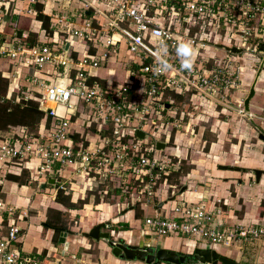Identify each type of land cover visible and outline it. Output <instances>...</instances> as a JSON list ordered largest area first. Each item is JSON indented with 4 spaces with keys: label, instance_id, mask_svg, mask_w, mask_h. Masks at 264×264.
Returning a JSON list of instances; mask_svg holds the SVG:
<instances>
[{
    "label": "built area",
    "instance_id": "obj_1",
    "mask_svg": "<svg viewBox=\"0 0 264 264\" xmlns=\"http://www.w3.org/2000/svg\"><path fill=\"white\" fill-rule=\"evenodd\" d=\"M64 1L58 10H66L65 14L47 13L46 0H29L32 6L43 3L42 12L35 7L26 11L33 18L40 14L50 18L51 29L61 34L56 44H32L28 33L18 31L9 40L0 34V59L12 65L14 80L28 82L25 90L18 88L22 92L16 102L35 100L44 113L42 130L22 127L15 138L7 134L0 140V167L33 162L36 175L46 180L36 181L39 187L55 180L54 197L68 192L76 179L91 183L103 179L122 186L131 181L136 191L132 203L145 210L181 169V159L164 154L158 144L169 143L173 129L180 128L186 116L193 119L201 110L199 118L204 107L225 112L233 107L241 117H254L246 110V100L233 101L231 95L241 89L243 74L255 64L264 68V0ZM71 7L73 12H68ZM80 42L82 54L75 49ZM182 44L194 52L190 69L182 66ZM123 50L133 55L127 60L131 64L121 68L124 76L112 66ZM247 61L248 67L241 64ZM47 64L61 73L53 79L35 74ZM101 69L108 70L110 79L98 75ZM118 75L122 83H115ZM167 92L189 95L193 114L178 113L171 98L165 103ZM90 129L94 139L87 132ZM141 132L144 138L138 136ZM162 136L165 142L160 141ZM172 187H166L167 198ZM201 189L195 191L194 203L181 198L185 191L179 204L146 216L142 237L201 240V248L212 250L242 248L245 242L264 238V226L228 228L221 219L224 202L217 199L210 210V191ZM171 195L178 198L174 192ZM0 216L10 221L5 232L0 226V264H30L23 255V228L17 222L28 218L27 209L0 199Z\"/></svg>",
    "mask_w": 264,
    "mask_h": 264
},
{
    "label": "crops",
    "instance_id": "obj_2",
    "mask_svg": "<svg viewBox=\"0 0 264 264\" xmlns=\"http://www.w3.org/2000/svg\"><path fill=\"white\" fill-rule=\"evenodd\" d=\"M15 1H16V3H15ZM46 1H48L47 2V5H48L47 13L58 12V8L60 5L59 3H57L53 0H46ZM29 4H30L29 0H26V1L21 0V2L19 0H0V6H1L0 8L4 11L3 15L2 14L0 15V34H1V37L3 39L9 40V39H11V36L13 35L14 31H18L19 33H28L31 36L30 41L32 40L34 42H36V41L38 42V40H39L40 44H41V42L42 43L48 42V43L56 44L57 43L56 41L60 40L61 34L57 31L53 32L54 30L51 29V21H50L48 28H46V26L43 24L44 21L42 19H40L39 17L33 18V17L28 16L26 14V11L28 10V8L35 7V9L38 10L37 5L32 6L31 4L30 5ZM38 5H44V4L42 3V4H38ZM43 9H44V6H43ZM68 11L73 12L72 7ZM24 22H26V24H28V29L21 26L24 24ZM44 30H46V32ZM81 51H84V45L82 46ZM127 60H128V55H127L126 51L123 50L121 53V57L118 60L119 62H116L112 65L116 69V73H118V74L123 73L121 71V68L127 63ZM9 65H10V63L6 59H0V70L3 71L2 73L4 74L2 76L9 80L7 95H6V98H4V100L5 99L14 100L12 102L14 104H16L18 102H16V98L14 99V95H15L14 92L16 90H18L19 87H21V88H23V90H25L26 88H24V86H27L28 82L24 79L17 80V81H19V87L17 89L13 88L14 86H12V82H11V80L13 79V77H12L13 72H11V71L13 69H12V67L9 69ZM60 73H61V69L59 70L56 67H54V65L47 64V65H45V67L42 70L37 71L35 74L38 75L39 77H41L42 79H53L54 77L58 76ZM97 73L101 78L110 79V77H111V75H109L107 69L98 70ZM119 76L121 77V75H118L117 78L115 79V82L116 81L121 82L122 79H118ZM244 81H245V79H244ZM254 98L255 99H252L250 102V110L253 109L254 104H257L256 102L264 104L262 101H257L258 100V99H256L257 93L255 94ZM258 118L264 120V118H262V117H258ZM49 122H50V120H48L47 126L50 124ZM251 124L254 126V128L256 130L259 131V135H255L254 133H250L251 134L250 136H252V138H256L257 142L253 143L254 157L247 161V166H245V167L235 166L232 162L225 163L224 165L219 162V163H215L213 166L214 169H216L217 176L220 178H224L220 181L217 180L218 181L217 187H219V189L226 195L227 199L223 198V197H216L215 196L217 194H215L213 191V189H214V181H213V184L211 185L210 192H209L210 193L209 196L212 197L213 200L211 201V199L209 198V200L207 201V204H208V208L210 209V204H212V205L214 204L213 205V207H214L215 201L217 199H221L224 202V204H222L223 213L221 214V219L224 221L225 225L228 228H234L237 225L251 226V227L264 226V215L262 218H257L258 209L264 201V199H261V198H264V192L263 191L261 192V188L264 186V175L262 176L260 183H257V181L255 179V185H257L258 187H253L252 185H248L247 182H243L240 177L238 179L236 178L237 181H234L233 179H235V178L227 176V173H226L227 171H232V172L239 173L240 175L242 173L246 174V172H244L243 169H248V170L252 169V172H253V170H263L264 171V141L260 139L261 131L258 128L260 126L255 124V121H251ZM42 125H44V119L40 123L37 131L42 130V128H41ZM10 127H12V128L10 129L9 132L7 131L8 133L7 132H0V140L5 138V136L7 134H8V137H10L12 139L15 138V134L20 132V130L23 126H17V127L10 126ZM87 132H89L91 134V138H93V139L95 138L94 132L91 129L87 130ZM167 144L168 143H166V145ZM236 146H237V148H236ZM236 146H235V148H236L235 152L239 153V147H238V145H236ZM168 149H169V147L167 145L166 149L163 150L164 154H170V153H166L168 151ZM174 156L177 158L176 154ZM25 164L26 163H22L21 165H16V166L11 165L10 167L9 166H7L5 168L3 167L4 169L0 167V196L4 197L7 200V203L9 205L13 206L12 202L14 201V203L21 204L22 206H24L23 208H25L27 210L29 208L30 213H31L34 210L33 209L34 207L33 206L31 207V202H32V200H35L34 198H36V195L38 194V192H40V191L49 192L50 191L49 189H51L52 194H53V190H54L55 186L54 185H41L39 187L37 182L33 181L31 179L33 170H35L34 163L33 162L28 163L27 167H25ZM235 164H237V163H235ZM251 164H253L254 167H250ZM201 166H203V165L198 164L199 169H201ZM220 166H231V167H235V168H240V169H242V171H237V170H233V169H227V170L221 169ZM211 168H212V165H211ZM23 173L27 174V176L29 173V180H26L25 183H22L21 181H15V180L13 181V180L7 179L8 175L20 177L23 175ZM188 176L192 178L194 176V174L193 173L188 174ZM44 186H45V188H43ZM81 186L83 188H81ZM29 187H32L33 192L30 191ZM256 188L258 190L257 191L258 193L256 194V196H252L251 191L253 189H256ZM203 189H205V188H203ZM232 189H234V191H235L234 193H232ZM92 190H94V189H93L91 181L86 182L82 179H76L75 182H73V184L69 185L68 192L66 191V192H62V193L65 195H70L71 196V202L73 204L77 205L81 200H84L85 198L89 197ZM187 190L188 191L186 192V196L182 197L181 194L179 196H181V198L185 199V201H187V202H191V203L196 202L197 201L196 195H194L193 193H190V188ZM243 191H244V193H243ZM57 196H58V194H57ZM57 196L56 197L50 196V197L52 199H54V201H55ZM159 196L160 195L158 193V197H156V199L159 198ZM162 196H163V194H162ZM179 196H178V198H175L173 200L176 202L174 204L172 203L170 208L174 207L175 205H177L181 202V199L179 198ZM46 198H47V196L44 195L43 199L46 200ZM244 198H247V199L245 201L243 200L244 211L241 213L238 211L241 210V208H242L240 205H241L242 199H244ZM166 199H168V198H166ZM160 200H161V201H159L160 203L165 201V199H163V197H161ZM90 201H89V203H91V204H85L86 206L84 209L77 208V207L74 209H69L66 206H64L63 204L58 203L56 201L55 203L58 207H51L50 211H51L52 215H55L56 212H62L63 210H61L60 208L63 207L64 209L70 211L71 213L77 214L76 216H78V214H79V216H81L80 220H84V219L87 220L88 219V222H92L94 220V221H96V223L98 220L99 224L104 225V228L106 231H108V232L111 231L114 233L113 234L114 237L118 236L119 239L123 238L122 240L131 239V240H129V242L132 241L133 238H135V236L133 235V231L129 230V227L133 228L132 224L131 225L126 224L124 222H127V221L122 219V218H125L127 215H131V213H134V209L132 211L129 210V212L126 215H123L121 212V209L117 213H115L114 208H113L114 206H112L108 203L102 202L99 204H95L92 201V198ZM257 203H258V205H256ZM41 205H45V201H42ZM158 205H156L154 207V209L149 207V208L143 210V212L145 214L144 218L146 216H154L156 214H159L160 212L163 213L164 210H162V209L157 210L158 212L156 211V207ZM123 206H125V203L123 204ZM133 207L135 208V206H133ZM54 210H56V211H54ZM166 210L167 209H165V211ZM251 210H253V211L251 212ZM48 211H49V209H48ZM30 213H29V216H30ZM247 215H249V217L246 219ZM29 216L27 219H29ZM56 216H54V217H56ZM3 218H5V216H3ZM31 220H32V218H31ZM255 220H257V222H255ZM141 222L144 224V220H142ZM138 223H140L139 220H138ZM26 225H27V228H25L26 230H25V232H23L22 239H21V241H22L21 245L23 247V255L29 259L31 256H33V257L37 256V258L40 260V264H47L48 262H50L49 264H60L61 263V261H62L61 258H57L59 260H55V261H51V259L47 260L48 258H50L49 257L50 252H48L49 251L48 249H50V247H52L54 249V253H58V254L61 253L62 255H67L69 253L68 254L69 259L74 261L73 264H144V263L139 262V261H127V260H122L120 258L115 257L112 254V251L107 247L106 243H104L103 241H94L95 245H92L90 239H87L85 237L79 238L78 236H71L70 234L67 237V241L69 242V249L66 251L65 254H63L65 251V245L61 244L59 242V239L61 237L60 235H61L62 231L59 233V236H58L57 242H56V240H54V236H55L54 230L49 229L46 226L45 222H42L41 226H39V228H37L35 230H32V227H33L32 225H30L29 229H28V223H26ZM106 225L110 226L109 230L106 229ZM126 225L128 226V228H127V230H124L123 227H125ZM44 227L48 228L47 233H45L43 231ZM135 229L137 231L138 230L141 231V229H144V226L139 227V228L136 227ZM71 237H73V238H71ZM143 238L144 237H142V235L140 233L139 239L141 240ZM171 238H173V240H172L173 245L170 246V249L175 250V251H179L183 247V243H187V244L192 245V247L194 249H196V247H198L197 245L199 244V242H198V244L192 243L194 241L188 242L186 239L179 237V236L163 237V238L158 239L156 241H155V237L151 238L150 236H148L149 241L153 242V244H154V242H156L158 249L159 248L167 249V245L169 244L168 239H171ZM174 241H177V246L174 245ZM27 243H28V247L26 246ZM195 243H197V242H195ZM129 244H132V242H130ZM147 245L151 246L150 243H148ZM242 245H244V246H242V248L239 246V248L241 250L239 253L240 255L243 252L244 253L246 252L245 255H247V254L252 255V257H250V258L256 257L257 260L264 258V238H262L258 241L245 242ZM245 246L249 247V248H246V249H248L247 251H246V249H244ZM81 247H83V248L81 249V252L79 255V250ZM96 248H99L98 254L95 253ZM94 249H95V252L94 253L91 252V250H94ZM221 249H223V248H219L216 250L221 251ZM187 252H189V251L187 250ZM242 258H243V256H242ZM63 262L65 263V260Z\"/></svg>",
    "mask_w": 264,
    "mask_h": 264
},
{
    "label": "rangeland",
    "instance_id": "obj_3",
    "mask_svg": "<svg viewBox=\"0 0 264 264\" xmlns=\"http://www.w3.org/2000/svg\"><path fill=\"white\" fill-rule=\"evenodd\" d=\"M21 2V0H19ZM26 1V0H25ZM59 4H64L65 1L64 0H53ZM16 3V1H15ZM14 3V4H15ZM30 5V4H29ZM27 10V9H26ZM68 11V10H67ZM66 10L64 9H59L58 13L59 14H65ZM69 12V11H68ZM22 27L28 29V24H26V22H24L23 25H21ZM53 32H56V30H54ZM84 44L82 42H80L79 44H77L75 46V49L82 54L84 51H81V48ZM222 46V45H221ZM221 55H223L224 51H220L219 52ZM133 55L129 53L128 56V60L131 61L132 60ZM8 61V60H7ZM127 63V65H124L122 67V70H125V68L128 66V64L131 63ZM9 62V61H8ZM250 62V59H249ZM248 61L243 63L241 62V64H244L245 67L249 66ZM260 65L263 66L262 63L260 64H255L254 65V71L252 70L251 72L247 71L245 74H243V79H245L244 82H242L241 85V89L237 92H234L233 95H231V99H233V101L235 100V98L241 99V101H245L247 99V97L249 96L252 87L254 86L257 77H258V82L255 84V89H256V93H257V101H262L264 103V68L261 67ZM12 67V65H10V68ZM121 75L124 76V73H122ZM12 86H14L13 88H18L19 87V81L12 79ZM117 83V81L115 82ZM122 83V82H121ZM245 83V84H244ZM22 91L20 90L19 95ZM234 96V97H233ZM13 99V98H12ZM15 99V98H14ZM255 99V98H253ZM170 101V97H169V92L166 93L165 95V99L164 102L168 103ZM257 104H254L253 109L250 110L249 112H251L254 117L253 118H246V117H241L239 115V113L233 109L228 110V112L222 111L221 108H217L219 110V113L217 112L218 110L214 108L211 109L209 107H204V113H202V115L197 118V116H199L201 114V110L197 111L195 113V117L192 119L190 117V119H187V116L185 118V121H183L181 123V127L177 128L179 130H177L176 128L173 129L172 135H173V140H172V136L171 139L169 141V143L167 144L169 149L166 153H170L167 155H177V157H179L181 159V166L184 163L185 166H187L189 168V173L184 174L181 173V175L177 178L178 182L175 183L177 186L172 185V188H168L169 192L167 193L168 199H166V187L170 186V184L166 187L162 186V193H160L159 198L155 199L154 202L151 204V208L154 209V207L156 205H158L161 201L160 198L163 197V199H165V201L169 200L172 198V193H176L178 196L180 195V193L188 191L187 189L190 188V193H193L195 195L196 192H200L203 191L201 189V186H203V188H206L210 191V187L213 184L214 181V193L217 194L215 195L216 197H223L226 198V195L219 189V187H217L218 185V181L224 179V178H220L217 176V172L216 169H214V164L215 163H222L223 165L225 163H230L232 162L235 166H241V167H245L247 166V161L249 159H252L254 157L253 154V143L257 142L256 138H252V136H250V133H254L255 135H259V131L256 130L254 128V126L251 124V121H255V124H257L258 128H262V130L264 131V120L259 119L258 117H262L264 118V104L256 102ZM177 106V112L179 113L180 111H184L185 113L191 112L190 115H192V111L190 110V106L188 104L185 105H176ZM235 108V107H234ZM217 110V111H216ZM179 116V115H178ZM205 116V117H204ZM190 124V125H189ZM171 128V126H170ZM258 131V132H257ZM178 132V133H177ZM166 138L165 137H161L160 141L161 142H165ZM238 145L239 147V153H236V148L235 146ZM175 153V154H174ZM240 154V155H239ZM244 156V157H243ZM173 159H177L175 158V156H171ZM239 158V159H238ZM238 160V161H237ZM237 161V162H236ZM237 163V164H235ZM199 165H203L201 166V169H199L198 167ZM212 165V168H211ZM250 165V164H249ZM28 166V163L25 164V167ZM250 167H254L253 164H251ZM251 169V168H250ZM193 171V172H192ZM194 174V178L189 177L188 174ZM227 176L233 177L235 179H233L234 181H237L236 178L238 179L239 177L242 179L243 182H247L248 185H252L253 187H258L257 185H255V173L252 172L251 170H248L246 172V174H239L236 172H232V171H227ZM66 178L69 177V173H65L64 174ZM240 175V176H239ZM31 179L33 181H39L40 183H45V179H41L36 175V171L33 170L32 173V177ZM192 179V180H191ZM218 180V181H217ZM170 183V182H169ZM163 185V184H162ZM207 185V186H206ZM206 186V187H205ZM239 186V185H238ZM177 187V188H176ZM186 188L185 191H182L183 188ZM192 187V188H191ZM81 188H83L81 186ZM30 191H32V187H29ZM49 192H38V194L36 195V198H34L35 200H32L31 202V207L33 206L34 210L30 213V209L28 208V216L29 219H19L18 220V224L23 228V232H25V228H27L26 223H28V229L30 227V225H32V230H35L37 228H39V226H41L42 222H47L48 220H50L49 218H54L55 215H52L50 208L51 207H58L56 205V200L54 201V199H52L51 197L53 196L52 194V190L49 189ZM196 191V192H195ZM257 188L253 189L251 191V195L252 196H256L257 192ZM264 192V186L261 188V192ZM234 189H232V193H234ZM47 196L46 200L43 199V196ZM51 196V197H50ZM118 198V197H117ZM0 199H2L3 201H5L6 199L4 197L0 196ZM211 201L213 200L212 197H210ZM264 199V198H261ZM45 201V205H41V202ZM7 202V200H6ZM91 202V201H90ZM94 202V201H93ZM176 201H171L168 202L167 204H165L162 207V210H169L172 203L174 204ZM96 203V202H94ZM113 205H114V211L115 213H117L120 209L123 215H126L133 206H135L134 210L137 209L134 213H131V215H127L124 219L127 222H124L126 224H129L133 226V228L129 227V230L133 231V235L135 236V238L132 239V244L130 245H134V246H140V247H146L149 246L147 245L148 243L151 244V246L153 247H158L156 245V242H151L149 241L148 237H144L143 239H139V235H140V230H136V227H143L144 224L141 222L142 220H144V216L141 217L140 219H138L135 215L136 212H139V208L136 207L138 204L133 205V204H125V206H123L124 200H118L115 199L113 201ZM13 206H15L17 209H24L21 204L19 203H14V201L12 202ZM80 204V202H79ZM88 204H91L88 202ZM214 205V204H213ZM212 204H210V209L213 207ZM258 205V203L256 204ZM83 205H80V207H82ZM86 205H84L81 209H84ZM157 208V207H156ZM49 209V211H48ZM61 210H63L61 212L62 217H61V228H63L64 231H67L70 233L71 236H78L79 238L84 237V233H89L95 226L99 225L98 220L97 223L96 221H92V222H88L87 220H80L81 216H76L77 214L75 213H71L70 211L64 209L63 207L60 208ZM253 209V208H252ZM56 211V210H54ZM127 211V212H126ZM253 210H251L252 212ZM143 212V210H142ZM250 212V213H251ZM144 213V212H143ZM145 215V214H144ZM7 217V216H5ZM249 217V215L246 216V219ZM32 218V220H31ZM79 218V219H78ZM255 219V218H254ZM4 220L3 216H0V222H2ZM138 220L140 221V223H138ZM88 222V223H87ZM255 222H257V220H255ZM48 228L44 227L43 231L45 233H47ZM103 231H106L105 228H103ZM108 232V231H106ZM112 235V240L114 241H118L119 238L118 236L114 237V233L109 231ZM117 232V231H116ZM73 238V237H71ZM152 238V237H151ZM31 239V238H30ZM123 239V238H122ZM126 240V242L129 244V240L131 239H124ZM158 240V238L155 237V241ZM173 238L168 239L169 244L167 245V249H170V246L173 245L172 243ZM92 245H95V240H90ZM103 241V240H101ZM167 241V242H168ZM28 242V241H27ZM104 243H106L107 247L112 251V248L108 245V243L106 241H103ZM195 242H201V240L196 241L194 240V244H197ZM174 245L177 246V241H174ZM26 246L28 247V243L26 244ZM198 247H196V249L200 248V249H206V248H201L200 245H197ZM244 246V245H243ZM26 247V248H27ZM83 247L80 248L79 250V255L81 252V249ZM249 248L248 246H245L244 249ZM254 248V247H253ZM50 252L49 253V257L47 260L51 259V261H55V260H59L57 258H61V263L60 264H73L74 261L69 259V253L67 255H62L61 253H54V249L52 247H50V249H48ZM187 250L189 252H187ZM192 250V251H191ZM195 249L192 247V245L187 244V243H183V247L177 251L179 253H191L193 252ZM248 249H246L247 251ZM251 250V249H250ZM99 248H96V252L95 249L91 250V252H95L98 254ZM218 251V253L238 261L241 264H264V258L263 259H259L257 260L256 257L254 258H250L252 257V255L247 254L245 255V253L243 252L241 255L240 253V248L238 245H234L231 248H223L221 249V251L219 250H215ZM60 252V251H59ZM243 256V258H242ZM65 260V263L63 262ZM31 263L30 264H40V260L37 258V256H31L30 257ZM50 262H48L47 264H49ZM221 264V263H220Z\"/></svg>",
    "mask_w": 264,
    "mask_h": 264
},
{
    "label": "trees",
    "instance_id": "obj_4",
    "mask_svg": "<svg viewBox=\"0 0 264 264\" xmlns=\"http://www.w3.org/2000/svg\"><path fill=\"white\" fill-rule=\"evenodd\" d=\"M37 8L40 12H42L43 5H37ZM39 18L44 21L43 24L46 26V28H48V26L50 24V18L47 17L46 15H43V14H40ZM30 42L32 44H34L37 41L34 42L31 40ZM90 52L93 53L94 50L92 48H90ZM9 69H10V65H9ZM2 72L3 71L0 70V132H7V131L9 132L10 129L12 128L10 126H14V127L23 126V127L29 128L30 131H32V132H37V129H38L40 123L44 119V113L40 109V104L38 102H36L35 100H30L28 102L21 100L20 103H16V104H14L12 102L14 100H7V99L4 100V98H6V95H7L9 80L2 76V75H4ZM19 92H20V90H16L14 92L15 93L14 98H17V96H19ZM169 97L175 101L176 105H180V104L181 105H185V104L189 105V101H190L189 95L185 96V95H180V94H176V93L172 92V93H169ZM172 140H173V135H172ZM171 156H174V155H171ZM181 173H184V174L189 173V168L187 166H185L184 163L182 164L179 172L171 175L168 178V183L170 182L169 184L171 186L172 185L177 186L175 183L178 182L177 178L181 175ZM7 179L13 180V181L14 180L15 181H21L22 183H25L26 180H29V173H28V176H27V174L23 173V175L20 177L8 175ZM113 182H116V181H112V183H107L103 179H96L92 183L94 190H92V192L90 193V196L85 198L84 200H81L80 204L78 203L77 205H75L71 202V196L70 195H65L62 192H60L58 194L56 201L58 203L63 204L64 206H66L69 209H74L76 207L82 208L85 204H88V202L91 200V198H92V201L96 202L95 204L105 202V203H108V204L114 206L113 201L115 199H118V200L122 199V200H124V203L128 204V205L130 203L133 204L131 194H133V193L136 194V191H134L135 187L132 185L133 183H131V181H129V183L122 186V184L120 182L118 184H114ZM104 191H107V192H104ZM243 193H244V191H243ZM246 199L247 198L242 199V202L240 205L242 208L238 212L242 213L244 211L243 200L245 201ZM80 205H83V206L80 207ZM136 207H138L140 211L136 212L135 215L138 219H140L141 217L144 216V213L142 212V209H141L139 204ZM136 210L137 209H135L134 212ZM263 215H264V201L258 209L257 218H262ZM55 216L56 217H54V218L53 217L49 218L50 220H48L46 222V226L49 229L54 230V232H55L54 240H56V242H57V238L59 236V233L63 230V228H61L62 214H61V212H56ZM18 220H17V222H18ZM9 223H10V221L8 220L7 217H5L2 222H0V226H2L3 230H4L3 232H5L9 228ZM123 228H124V230H127L128 226L126 225Z\"/></svg>",
    "mask_w": 264,
    "mask_h": 264
},
{
    "label": "water",
    "instance_id": "obj_5",
    "mask_svg": "<svg viewBox=\"0 0 264 264\" xmlns=\"http://www.w3.org/2000/svg\"><path fill=\"white\" fill-rule=\"evenodd\" d=\"M87 15L89 13L87 12ZM69 49V44H66V50ZM233 53H240L237 49H231ZM258 82V77L255 84ZM255 84L251 89L249 96L245 101L246 110L250 111V102L255 97L256 89ZM261 131L260 139L264 141V131L259 128ZM104 135V132L101 133ZM138 136L140 138H144V133H139ZM167 145L165 143L158 144V150L166 149ZM221 169H233L237 171H242L240 168H235L231 166H220ZM248 169H243L244 172H247ZM256 176L257 183H260L262 176L264 175L263 170H253ZM50 184L54 185L55 180L51 179L49 181ZM45 188V186L43 187ZM186 188L184 187L182 191H185ZM174 198L164 201L157 206V209L162 208L168 202L173 201ZM134 207L131 208L133 210ZM129 211V210H128ZM127 212V211H126ZM104 225L99 224L95 226L89 233H84V237L90 240L95 241H106L108 245L112 248V254L120 258L122 260L127 261H139L144 264H241L236 260L230 259L220 253L218 251L212 249H195L191 253H179L172 249H165V248H156L153 246H134L127 244L125 240H112V235L110 232L103 231ZM70 233L67 231L62 230L61 237L59 242L65 245V251L69 249V242L67 241V237Z\"/></svg>",
    "mask_w": 264,
    "mask_h": 264
},
{
    "label": "clouds",
    "instance_id": "obj_6",
    "mask_svg": "<svg viewBox=\"0 0 264 264\" xmlns=\"http://www.w3.org/2000/svg\"><path fill=\"white\" fill-rule=\"evenodd\" d=\"M179 52L182 54L183 57H185V59L183 60L182 66L184 68H191L192 65V60L191 57L194 56V52L191 49L190 45L187 44H182L179 47Z\"/></svg>",
    "mask_w": 264,
    "mask_h": 264
},
{
    "label": "flooded vegetation",
    "instance_id": "obj_7",
    "mask_svg": "<svg viewBox=\"0 0 264 264\" xmlns=\"http://www.w3.org/2000/svg\"><path fill=\"white\" fill-rule=\"evenodd\" d=\"M120 240V239H119Z\"/></svg>",
    "mask_w": 264,
    "mask_h": 264
}]
</instances>
